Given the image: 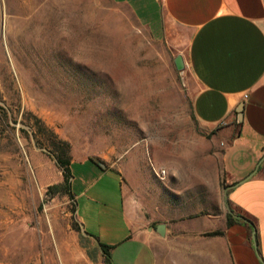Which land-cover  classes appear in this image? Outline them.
Returning <instances> with one entry per match:
<instances>
[{"label":"rangeland","instance_id":"374dc122","mask_svg":"<svg viewBox=\"0 0 264 264\" xmlns=\"http://www.w3.org/2000/svg\"><path fill=\"white\" fill-rule=\"evenodd\" d=\"M192 100L187 73L128 5L0 0V264L133 261L126 242L110 245L105 263L81 233L70 197L49 190L63 172L54 142L36 127L69 144L72 193L88 183L113 185L87 157L119 170L131 190L146 189L153 177L162 184L180 168L188 186L196 174L212 184L221 148L199 126Z\"/></svg>","mask_w":264,"mask_h":264},{"label":"crops","instance_id":"0c3cea01","mask_svg":"<svg viewBox=\"0 0 264 264\" xmlns=\"http://www.w3.org/2000/svg\"><path fill=\"white\" fill-rule=\"evenodd\" d=\"M114 1L128 5L173 59L182 56L194 117L221 148V170L212 184L196 174L188 186L180 168L162 184L153 177L146 189L131 190L104 164L98 177L113 185L88 183L73 193L81 233L96 245L130 242L129 264H264V0H147L151 8ZM227 187L238 218L226 208ZM214 231L222 235L205 236Z\"/></svg>","mask_w":264,"mask_h":264},{"label":"trees","instance_id":"16d2710c","mask_svg":"<svg viewBox=\"0 0 264 264\" xmlns=\"http://www.w3.org/2000/svg\"><path fill=\"white\" fill-rule=\"evenodd\" d=\"M3 110V109H2ZM36 132L38 133H43L46 135H49L51 137L53 148H52V153H53V159L55 160L57 166L62 169L63 172V181L59 185H54L50 186L49 190L57 192L55 190L59 189L64 192L66 195L70 197V199L73 201L74 195L71 190V174H70V163H71V157H70V146L67 142L61 141L57 139L56 135L52 133L51 131L47 130L44 126H38L36 127ZM36 146L39 148L43 147V144L40 143L39 139L37 138V135L34 134ZM90 161L93 163H96V161L92 158H89ZM223 185V183H222ZM74 204V203H73ZM73 210L75 211V205ZM234 219L232 218L231 215H227V226H230L231 224L234 223ZM222 235L221 231H214L210 233H206L205 236H220ZM98 249L101 251V255L103 257V261L105 263H110V255H111V250L113 246L110 245H105L97 241Z\"/></svg>","mask_w":264,"mask_h":264},{"label":"water","instance_id":"95a60500","mask_svg":"<svg viewBox=\"0 0 264 264\" xmlns=\"http://www.w3.org/2000/svg\"><path fill=\"white\" fill-rule=\"evenodd\" d=\"M173 62H174V65H175V68L178 70V71H183L184 68H185V65H184V61H183V58L182 56L180 55H177L174 59H173ZM98 165L101 167V168H104V164L102 163H98ZM230 189V187H227L225 189V204H226V208L228 209V212L229 214L233 215V217L235 218H238V216L234 215L229 207H228V203H227V192L228 190ZM164 230H165V226L164 225H158L157 228H156V231L159 235L163 236L164 235Z\"/></svg>","mask_w":264,"mask_h":264},{"label":"built area","instance_id":"2783aa9c","mask_svg":"<svg viewBox=\"0 0 264 264\" xmlns=\"http://www.w3.org/2000/svg\"><path fill=\"white\" fill-rule=\"evenodd\" d=\"M162 175L164 176L165 175V172L164 171H161Z\"/></svg>","mask_w":264,"mask_h":264},{"label":"bare ground","instance_id":"6f19581e","mask_svg":"<svg viewBox=\"0 0 264 264\" xmlns=\"http://www.w3.org/2000/svg\"><path fill=\"white\" fill-rule=\"evenodd\" d=\"M20 26V25H19Z\"/></svg>","mask_w":264,"mask_h":264}]
</instances>
